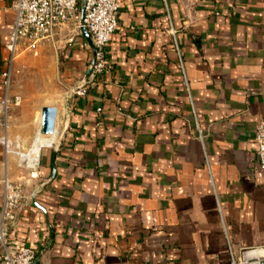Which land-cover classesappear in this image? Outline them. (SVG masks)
Wrapping results in <instances>:
<instances>
[{
  "label": "crops",
  "instance_id": "0c3cea01",
  "mask_svg": "<svg viewBox=\"0 0 264 264\" xmlns=\"http://www.w3.org/2000/svg\"><path fill=\"white\" fill-rule=\"evenodd\" d=\"M15 1L0 0V103L10 68L9 95L27 96L7 48ZM119 1L109 68L95 80L81 1L37 46L60 87L41 104L50 142L33 165L14 143L33 145L37 120L21 127L28 103L9 110L0 203L6 178L24 197L7 247L38 249L33 264H230L232 251L264 245L253 137L264 119V0ZM45 106L58 108L54 133L42 131ZM4 250L0 241V264Z\"/></svg>",
  "mask_w": 264,
  "mask_h": 264
},
{
  "label": "built area",
  "instance_id": "2783aa9c",
  "mask_svg": "<svg viewBox=\"0 0 264 264\" xmlns=\"http://www.w3.org/2000/svg\"><path fill=\"white\" fill-rule=\"evenodd\" d=\"M80 1L83 5L81 27H85L89 32L96 57L89 76L95 80L99 74L107 71L109 65L106 49L119 23V12L122 8L119 0H16L13 30L7 44L10 62L14 61L17 50L23 44L35 48L49 39L56 29L75 16ZM11 83L10 68L4 78L6 95L0 103V127L5 129L0 141L7 147H9L6 134L9 110L12 104L17 105L21 101L19 95L13 98L9 95ZM253 137L260 164L264 167V119L257 123ZM23 197L22 183L6 178L0 203V241L5 246L2 256L4 264H33L38 258L39 251L34 247L22 245L16 253L7 247L8 230L18 221ZM230 264H264V245L244 248L239 252L232 251Z\"/></svg>",
  "mask_w": 264,
  "mask_h": 264
},
{
  "label": "rangeland",
  "instance_id": "374dc122",
  "mask_svg": "<svg viewBox=\"0 0 264 264\" xmlns=\"http://www.w3.org/2000/svg\"><path fill=\"white\" fill-rule=\"evenodd\" d=\"M15 59L17 63L14 70L15 84L20 93L27 95L17 106L23 107V102L30 105H25L24 113L19 111V116L23 120L21 127L23 125L27 127L29 118L31 121L37 120L36 131L39 133L41 131V104L48 99L47 97L50 92L54 91V87L55 89L60 87L58 66L54 63L51 55L40 52L39 47L32 48L25 44L17 50ZM25 130L24 128L19 131L22 133ZM22 138L23 136L18 137L14 148L21 157L25 158L22 152L27 151L32 145H24ZM25 163H29V160L26 159Z\"/></svg>",
  "mask_w": 264,
  "mask_h": 264
},
{
  "label": "water",
  "instance_id": "95a60500",
  "mask_svg": "<svg viewBox=\"0 0 264 264\" xmlns=\"http://www.w3.org/2000/svg\"><path fill=\"white\" fill-rule=\"evenodd\" d=\"M83 32L90 38V34L87 31L85 27H82ZM92 43V41H91ZM96 57L95 54L92 59V63L88 69L87 76H89L90 72L92 71V67L95 64ZM58 114V108L55 106H45L42 109V131L44 133L50 134L54 133L55 131V126H56V118Z\"/></svg>",
  "mask_w": 264,
  "mask_h": 264
},
{
  "label": "bare ground",
  "instance_id": "6f19581e",
  "mask_svg": "<svg viewBox=\"0 0 264 264\" xmlns=\"http://www.w3.org/2000/svg\"><path fill=\"white\" fill-rule=\"evenodd\" d=\"M49 142H50V139L47 137V135L46 136H42V135L39 134L34 139L33 145L27 151L22 152V155L27 160H29L30 164L33 165L37 161V155H38V151H39L40 146L45 144V143L48 144Z\"/></svg>",
  "mask_w": 264,
  "mask_h": 264
}]
</instances>
